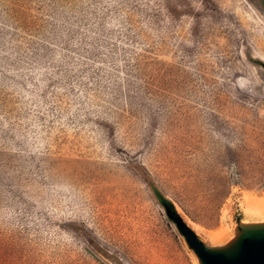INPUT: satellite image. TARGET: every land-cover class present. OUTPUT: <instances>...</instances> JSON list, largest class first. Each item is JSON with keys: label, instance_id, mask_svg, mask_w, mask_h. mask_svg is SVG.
<instances>
[{"label": "rangeland", "instance_id": "obj_1", "mask_svg": "<svg viewBox=\"0 0 264 264\" xmlns=\"http://www.w3.org/2000/svg\"><path fill=\"white\" fill-rule=\"evenodd\" d=\"M263 58L264 0H0V264L198 263L156 192L234 237Z\"/></svg>", "mask_w": 264, "mask_h": 264}, {"label": "water", "instance_id": "obj_2", "mask_svg": "<svg viewBox=\"0 0 264 264\" xmlns=\"http://www.w3.org/2000/svg\"><path fill=\"white\" fill-rule=\"evenodd\" d=\"M262 68L264 70V64ZM174 223L198 264H264V224L237 222L230 242L209 247L180 217Z\"/></svg>", "mask_w": 264, "mask_h": 264}, {"label": "bare ground", "instance_id": "obj_3", "mask_svg": "<svg viewBox=\"0 0 264 264\" xmlns=\"http://www.w3.org/2000/svg\"><path fill=\"white\" fill-rule=\"evenodd\" d=\"M259 60L264 64V58L259 59ZM242 196H243V201L241 203V208H242L244 215L246 216L245 219L258 220L253 223L249 222L248 220H244L242 224H264V196L259 198L257 196L247 194V193H245ZM186 223L198 235V228L196 227V225L194 226L189 222H186ZM220 229L219 231H216V232L212 231V233L210 232L209 234V238L213 241L215 245H218L217 247L226 245L228 242H230L234 238L233 234H227L226 231L228 228L225 227L224 229L226 230L224 229L220 230ZM234 236H235V233H234Z\"/></svg>", "mask_w": 264, "mask_h": 264}, {"label": "trees", "instance_id": "obj_4", "mask_svg": "<svg viewBox=\"0 0 264 264\" xmlns=\"http://www.w3.org/2000/svg\"><path fill=\"white\" fill-rule=\"evenodd\" d=\"M156 198L158 200V203L164 208L167 215L170 217V219L174 222L176 218H178V214L176 213L173 205L171 202H169L167 199L162 197L158 192H156Z\"/></svg>", "mask_w": 264, "mask_h": 264}]
</instances>
